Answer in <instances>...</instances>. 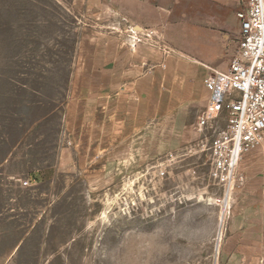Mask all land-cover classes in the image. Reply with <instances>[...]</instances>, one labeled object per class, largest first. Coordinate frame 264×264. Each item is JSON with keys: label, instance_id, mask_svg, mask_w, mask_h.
<instances>
[{"label": "rangeland", "instance_id": "374dc122", "mask_svg": "<svg viewBox=\"0 0 264 264\" xmlns=\"http://www.w3.org/2000/svg\"><path fill=\"white\" fill-rule=\"evenodd\" d=\"M247 2L0 0V264H264V134L223 178L209 149L228 114L198 128L202 64L228 65ZM135 45L147 70L174 58L197 76L98 135L83 86Z\"/></svg>", "mask_w": 264, "mask_h": 264}, {"label": "built area", "instance_id": "2783aa9c", "mask_svg": "<svg viewBox=\"0 0 264 264\" xmlns=\"http://www.w3.org/2000/svg\"><path fill=\"white\" fill-rule=\"evenodd\" d=\"M238 18L240 38L228 65L205 67L210 101L198 120L202 130L228 114L227 129L209 149L214 174L223 178L235 173L244 153L264 134V0H248Z\"/></svg>", "mask_w": 264, "mask_h": 264}, {"label": "crops", "instance_id": "0c3cea01", "mask_svg": "<svg viewBox=\"0 0 264 264\" xmlns=\"http://www.w3.org/2000/svg\"><path fill=\"white\" fill-rule=\"evenodd\" d=\"M140 46H136L129 49L127 47V59L129 65L125 69H121L123 64L114 63V61H120L118 58L111 59L108 62L95 64L93 74L94 80L99 79V84L95 89L94 93L90 92L89 81L84 84L83 91L86 95L92 94L94 112V125L96 128L94 131L102 133L108 129V127L121 128L123 131L126 129L133 130L138 123L147 120L149 113L145 107V104L150 100L146 97L147 90L152 92H159L160 85L170 81L176 83L178 80L181 81L183 77L186 79L197 76L194 75V70L187 71L186 75H183L179 68V63L174 58L166 60L165 68H162L160 64H153V69L147 70L149 65L148 57L141 54ZM159 63V61H157ZM209 66V64H202ZM109 68V69H108ZM206 72V71H205ZM110 78V80H108ZM117 81L118 83H124L121 87L122 92H117L114 97L106 92L112 84L109 81ZM121 81V82H120ZM125 85V86H124ZM149 88V89H148ZM125 93V94H123ZM90 98V97H89ZM80 99V98H79ZM159 95L153 96L152 101L158 100ZM82 100V99H80ZM80 102V101H79ZM126 102V104H124ZM117 105V108L115 109ZM99 140H103L102 136H97Z\"/></svg>", "mask_w": 264, "mask_h": 264}, {"label": "trees", "instance_id": "16d2710c", "mask_svg": "<svg viewBox=\"0 0 264 264\" xmlns=\"http://www.w3.org/2000/svg\"><path fill=\"white\" fill-rule=\"evenodd\" d=\"M36 180V179H35ZM38 180V179H37Z\"/></svg>", "mask_w": 264, "mask_h": 264}]
</instances>
